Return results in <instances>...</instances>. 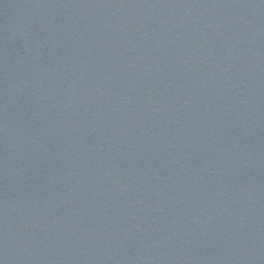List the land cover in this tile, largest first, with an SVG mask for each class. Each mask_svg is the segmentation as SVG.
Returning a JSON list of instances; mask_svg holds the SVG:
<instances>
[{"label": "water", "instance_id": "95a60500", "mask_svg": "<svg viewBox=\"0 0 264 264\" xmlns=\"http://www.w3.org/2000/svg\"><path fill=\"white\" fill-rule=\"evenodd\" d=\"M0 264H264L246 0H0Z\"/></svg>", "mask_w": 264, "mask_h": 264}]
</instances>
